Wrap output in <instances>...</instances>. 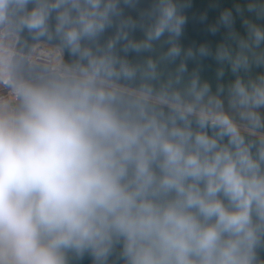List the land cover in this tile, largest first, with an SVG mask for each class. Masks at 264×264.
<instances>
[{
    "label": "clouds",
    "instance_id": "clouds-1",
    "mask_svg": "<svg viewBox=\"0 0 264 264\" xmlns=\"http://www.w3.org/2000/svg\"><path fill=\"white\" fill-rule=\"evenodd\" d=\"M190 7L0 0V264H264V0L214 51Z\"/></svg>",
    "mask_w": 264,
    "mask_h": 264
},
{
    "label": "water",
    "instance_id": "water-1",
    "mask_svg": "<svg viewBox=\"0 0 264 264\" xmlns=\"http://www.w3.org/2000/svg\"><path fill=\"white\" fill-rule=\"evenodd\" d=\"M150 0H141V7H147ZM249 0H191V7L186 9L187 23L185 25L184 34L181 38V43L184 47H195L201 43H207L213 51L216 45L225 40L227 30L223 27L216 34H212L208 29L209 26L215 24L219 18L220 13L225 9H231L234 16V28L241 35L245 34V28L243 26V20L245 18L255 20V15L247 11V4ZM239 5L243 9L242 14L236 12V6ZM131 15L136 16V11L127 10ZM206 15L207 19L202 20L201 16ZM264 24V20L256 21ZM137 39L142 38L143 33L137 30L134 34ZM147 55V54H144ZM128 58L135 61L142 57L137 56L135 53H129ZM65 59H70L65 54ZM189 70L198 69L201 78L207 80L213 90H215L217 83H224L235 79V76L230 70L225 67V75L219 81L217 79V71L220 65L215 61L213 57L203 58L199 61H189ZM257 73H264V67H254L251 71V75L255 76ZM261 257H264V249L260 250ZM111 260H116L115 256L110 257ZM71 264H93L92 258L89 255H85L83 259L72 260ZM116 264H121L119 260H116Z\"/></svg>",
    "mask_w": 264,
    "mask_h": 264
}]
</instances>
